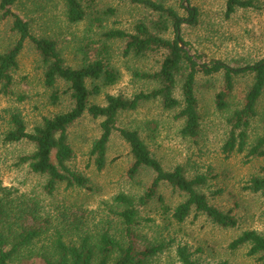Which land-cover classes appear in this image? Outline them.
<instances>
[{
  "label": "rangeland",
  "instance_id": "374dc122",
  "mask_svg": "<svg viewBox=\"0 0 264 264\" xmlns=\"http://www.w3.org/2000/svg\"><path fill=\"white\" fill-rule=\"evenodd\" d=\"M86 5L85 0H81ZM173 8L180 16L187 12L183 0H154ZM256 9H237L230 17L225 16V0H186L188 7L197 10L196 23L184 22L180 35L191 55H198L199 63L218 60L232 68L253 64L264 58V0H253ZM13 13L29 22L30 32L37 37H49L56 41L64 64L73 68L84 62L102 59L117 73L113 84L103 85L98 93H91V103L104 105L105 96L121 95L129 98L140 91L148 92L159 86L152 79L135 73L157 71L166 53L165 50L148 51L136 56L124 54L125 39L106 38L108 30H123L134 33L136 23L142 21L151 26L158 13L129 0H94L92 10L80 22L69 23L65 17L63 0H15L10 7ZM91 10V11H90ZM96 11L101 24L92 20ZM12 18H2L0 11V52L11 47L17 34L11 30ZM160 35L173 38L171 23ZM106 50V51H105ZM14 72V90L25 96L18 100L0 94V197L13 213L21 214L23 225L37 227L42 231L33 242L34 251L42 252L56 238L63 235L66 243L78 242L83 235L96 237L108 230L111 235L122 237L121 225L114 215L117 210L114 196L118 193L133 197L141 195L150 185L154 173L142 167L133 176L129 175L132 156L127 143L118 131H113L107 144L106 163L97 170L89 150L100 135L101 118L93 119L85 113L67 127V141L73 149L69 166L88 178L86 187L66 188L61 183L50 194L45 191L46 175L32 173L26 164H17L19 157L31 154L35 146L27 141L4 142L3 134L8 129L4 110L19 112L27 130L42 123L43 118L65 112L73 106L67 84L57 80L60 98L56 103L48 99L49 89L44 85L41 56L26 40L17 58ZM223 71L213 75L198 73L195 83L197 109L200 115L198 134L184 137L180 130L183 119L177 114L180 106L165 108L160 99L141 102L134 110L118 113L116 126L137 130L151 154L165 170L183 167L191 178L206 175V182L199 190L208 195L209 202L225 211L229 210L239 220L240 229H224L206 220L204 216L193 218L192 214L182 224L165 227L158 218L151 223H142L135 228L137 246L163 243L165 248L153 256L149 264H180L176 248L187 246L197 264H261V261L246 255L245 249L231 251L229 242L243 229H255L264 235V199L258 194L243 189L253 176H264V159L247 160L246 151L227 154L223 145L228 139V119L235 109L243 106L245 95L253 82V73L233 76V89L228 97V106L218 109L215 94L223 85ZM183 75L176 77L174 96L182 103L181 84ZM88 89L91 88L87 81ZM248 144L264 135V94L257 106V115L246 130ZM54 161V156L51 157ZM158 191L171 205L184 197L174 192L166 183ZM148 213V212H143ZM151 214H149L150 216ZM43 248V249H42ZM16 258L12 264H44L33 254Z\"/></svg>",
  "mask_w": 264,
  "mask_h": 264
},
{
  "label": "trees",
  "instance_id": "16d2710c",
  "mask_svg": "<svg viewBox=\"0 0 264 264\" xmlns=\"http://www.w3.org/2000/svg\"><path fill=\"white\" fill-rule=\"evenodd\" d=\"M158 13V19L151 21V26L145 22L135 24L134 33L115 29L104 32L106 38L125 39L124 54L144 55L148 51L165 50L166 53L157 71L152 73H135L142 78L152 79L159 83L157 88L148 92L140 91L126 98L121 95L105 96V104L98 105L89 100L91 93H98L101 81L103 85L113 84L117 73L102 59L84 62L73 68L64 64L56 41L49 37H37L30 32L29 22L13 13L10 7L15 0H0L1 17L12 18L11 30L17 34L14 44L0 52V94L15 97L18 100L25 96L17 93L13 85L16 80L14 72L18 68L17 58L23 50L24 42L29 40L41 56L44 71L43 83L49 89L48 99L56 103L60 98L57 80L67 84L73 106L65 111L45 117L40 125L27 130L22 115L14 110H4L8 119V129L3 134L4 142L14 143L27 141L34 144L35 150L28 155L19 157L17 164H26L32 173L46 175L44 189L52 193L59 184L65 187H86L88 178L73 170L68 162L73 156V149L67 141V127L83 114H89L93 119L101 118L100 135L89 150L90 157L97 170H102L106 163L107 144L113 131H118L127 143L132 156V164L128 170L133 177L140 168L146 167L153 171L154 177L150 185L137 197L118 193L113 200L117 210L113 211L121 225V236L111 235L108 230L100 232L96 237L83 235L78 242L66 243L63 235L56 232V238L42 252L34 251L33 242L42 234L40 229L20 222L21 214L10 211L0 197V264H12L16 258L37 254L44 264H149L151 258L160 253L165 245L145 244L137 246L135 228L142 223L154 222L157 218L163 221L165 227L172 224H182L192 214L193 218L204 216L206 220L224 229H240L239 220L231 211L220 209L211 204L208 195L199 190L206 182V175L197 174L191 178L185 175L182 166L177 165L171 170H165L160 162L151 154L148 146L137 130L119 128L116 118L119 112L134 110L141 102L160 99L165 108L181 105L177 114L183 119L180 133L184 137H195L198 134L200 115L197 109L195 83L198 73L213 75L223 71V85L215 94V104L218 109L228 106V97L233 89V76L240 73H253V82L245 95L242 107L235 109L229 117V136L223 145V150L229 154L232 151H246V158L264 159V135L254 143L248 144L246 130L252 119L257 115V106L264 94V58L253 64L232 68L221 61L199 63L198 55H189L180 47L184 41L180 35V27L184 22L196 23L198 13L194 7H184L186 17L180 16L173 8L166 7L154 0H129ZM65 17L69 23L82 21L88 14L87 9L93 7L94 0H63ZM256 9L253 0H225V16L230 17L237 9ZM90 10V11H91ZM92 20L101 24V17L94 11ZM171 23L173 38L160 35L169 29ZM106 51V50H105ZM183 75L181 84L182 103L174 96L177 75ZM87 81L91 88L88 89ZM54 156V161L51 157ZM161 183L168 184L174 192L184 198L171 205L159 193ZM243 189L258 193L264 199V176H253L246 181ZM0 190L1 187H0ZM143 212H148L144 213ZM149 214H151L149 216ZM228 247L231 251L245 249L248 257L264 264V235L255 229H243L233 238ZM176 255L180 264H197L192 258L193 253L187 246L178 245ZM220 264H226V261Z\"/></svg>",
  "mask_w": 264,
  "mask_h": 264
},
{
  "label": "water",
  "instance_id": "95a60500",
  "mask_svg": "<svg viewBox=\"0 0 264 264\" xmlns=\"http://www.w3.org/2000/svg\"><path fill=\"white\" fill-rule=\"evenodd\" d=\"M182 3H183L184 6H187V4H186V0H183ZM179 44H180V47H181V48L185 49V50L187 51V53H188L189 55H191V54L188 52V48L183 44L182 41H180Z\"/></svg>",
  "mask_w": 264,
  "mask_h": 264
}]
</instances>
